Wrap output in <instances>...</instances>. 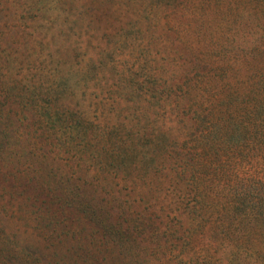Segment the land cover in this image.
<instances>
[{"label": "trees", "instance_id": "1", "mask_svg": "<svg viewBox=\"0 0 264 264\" xmlns=\"http://www.w3.org/2000/svg\"><path fill=\"white\" fill-rule=\"evenodd\" d=\"M12 1L0 0V215L40 244L4 232L0 260L264 264V0H132L146 33L161 12L174 59L124 72L98 120L68 83L84 70L47 49L45 2L21 23Z\"/></svg>", "mask_w": 264, "mask_h": 264}, {"label": "rangeland", "instance_id": "2", "mask_svg": "<svg viewBox=\"0 0 264 264\" xmlns=\"http://www.w3.org/2000/svg\"><path fill=\"white\" fill-rule=\"evenodd\" d=\"M36 1L13 0L10 2L12 7L21 11L19 15L21 23H30L35 18L30 7L34 6ZM43 1L46 9L49 10L45 12L41 23L37 24L39 30L45 25L48 17L54 21L47 49L61 55L64 71L75 68L84 70L86 73L84 77L74 75L68 83L74 85L80 83L81 89L77 100L85 106L92 117H97L96 120L98 116L104 118L114 114L110 106H105V102L109 103L115 96L124 72L146 64L153 71L155 67L162 68L163 63H166L168 59H174V46H169V41L174 42V31L167 30L163 21L158 19L161 12L157 13L152 32L146 33L143 31L144 28L140 30L142 27L140 9H145L146 4L131 5L132 0H89L86 11L80 6L79 0ZM0 18L6 19L4 12L0 14ZM157 20L158 28L155 22ZM124 40L125 42L121 44ZM133 44L136 48H133ZM144 45L149 46L152 63H150V57H147L148 54L143 51ZM48 50L45 49L47 53H49ZM168 63L166 69L169 67ZM172 64L174 65V60ZM140 73L141 71L138 74ZM155 95L157 98H152L154 100L150 103L151 106L156 105L158 94ZM126 103L128 105L130 101ZM123 112L128 114L127 109L121 111V117L125 115ZM16 223L12 215H0L2 232L0 236L8 232L20 239V244L23 243L22 237L40 244L33 229H26L23 226L20 230ZM36 247L28 246L29 253L38 252ZM2 255L9 256L5 264H18L15 259L10 258L9 252L5 251ZM2 261L0 260V264H4Z\"/></svg>", "mask_w": 264, "mask_h": 264}]
</instances>
